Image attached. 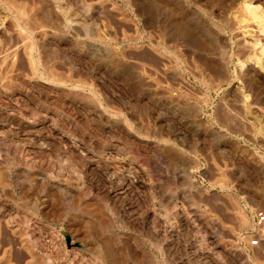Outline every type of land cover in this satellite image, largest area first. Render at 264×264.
<instances>
[{"label": "rangeland", "instance_id": "1", "mask_svg": "<svg viewBox=\"0 0 264 264\" xmlns=\"http://www.w3.org/2000/svg\"><path fill=\"white\" fill-rule=\"evenodd\" d=\"M263 27L264 0H0V264H264Z\"/></svg>", "mask_w": 264, "mask_h": 264}, {"label": "built area", "instance_id": "2", "mask_svg": "<svg viewBox=\"0 0 264 264\" xmlns=\"http://www.w3.org/2000/svg\"><path fill=\"white\" fill-rule=\"evenodd\" d=\"M248 245L252 248L264 245V210L254 213L253 224L248 235Z\"/></svg>", "mask_w": 264, "mask_h": 264}, {"label": "bare ground", "instance_id": "3", "mask_svg": "<svg viewBox=\"0 0 264 264\" xmlns=\"http://www.w3.org/2000/svg\"><path fill=\"white\" fill-rule=\"evenodd\" d=\"M9 3H10V2H9ZM246 4H247V5H245L244 9L246 8V6H248L249 8L247 7L246 9H249L250 11L253 10V9H252V5H251V7H250V4H248V3H246ZM19 5H20V4H19ZM22 5H23V4H22ZM22 7H23V6H21V8H22ZM19 9H20V8H19ZM25 9H26V8H25ZM246 9H245V10H246ZM257 9H258V8H257ZM253 11H255V10H253ZM256 11H257V10H256ZM25 12L27 13V11H25ZM61 12H62V11H61ZM251 12H252V11H251ZM65 13H66V12H65ZM52 14H53V13H52ZM247 14H248V13H247ZM259 14H260V13H259ZM259 14H258V15H259ZM63 15H64V14H63ZM258 15H257V17H254V18H258V17H259ZM44 16H45V15H44ZM251 16H252V18H253L254 15H251ZM260 17H261V15H260ZM254 18H253V19H254ZM50 19H51V18H50ZM53 20H54V19H53ZM9 21H10V20H9ZM259 21H260V20H259ZM7 22H8V21H7ZM9 23H10V22H9ZM66 23H67V22H66ZM68 23H69V22H68ZM2 24H4V23H2ZM40 24H41V23H40ZM40 24H39V25H40ZM258 24H260V23H258ZM5 25H7V24H5ZM35 25H36V24H35ZM260 25H261V24H260ZM1 26H2V25H1ZM3 26H4V25H3ZM3 26H2V27H3ZM12 26H13V24H12ZM47 26H48V25H47ZM8 27H9V26H8ZM32 28H33V25H32ZM35 28H36V27H35ZM263 28H264V27H263ZM2 29L4 30V28H2ZM43 29H44V28H43ZM3 30H2V31H3ZM257 30H258V29H257ZM34 31H35V30H34ZM262 31H263V30H262ZM262 31H260V32H262ZM6 33H7V32H6ZM8 33H9V32H8ZM38 33H39V32H38ZM246 33H247V32H246ZM0 34H1V33H0ZM8 35H9V34H8ZM39 35H40V34H39ZM261 35H262V34H261ZM12 42H13V41H12ZM3 43H4V42H3ZM7 43H8V42H7ZM13 43H14V42H13ZM55 43H56V42H55ZM23 44H24V43H23ZM7 45H8V44H7ZM57 45H58V44H57ZM12 46H13V45H12ZM15 46H16V45H15ZM6 47H8V46H6ZM19 48H20V47H19ZM19 48L14 47V48H12V49L15 51L16 49L18 50ZM253 48H254V47H253ZM253 48H251V50H252ZM1 49H2V48H1ZM254 49H255V48H254ZM13 50L10 49L9 51L11 52V51H13ZM17 50H16L15 53H14V52H13V53L11 52V53H12V57H11V58H13V55H14V57H16L15 54L18 53ZM9 51H6V52L9 53ZM1 52H2V51H1ZM0 54H1V53H0ZM2 55H3V54H2ZM16 55H17V54H16ZM2 57H3V56H2ZM6 57H7V55H6ZM4 58H5V57H4ZM9 58H10V57H9ZM6 59H7V58H6ZM7 60H8V59H7ZM14 60H15V59H14ZM259 60H261V59H259ZM259 60H258V61H259ZM10 62H11V61H10ZM15 62H16V61H15ZM8 64H9V63H8ZM254 64H255V63H254ZM259 64H260V63H259ZM11 65H13V64H11ZM11 65H10V66H11ZM259 66H261V65H259ZM262 69H263V68H262ZM259 70H260V69H259ZM263 71H264V69H263ZM5 113H6V112H5ZM9 115H10V114H9ZM9 115H6L7 118H12V117H10ZM16 119H17V118H16ZM12 120H13V119H12ZM0 158H1V156H0ZM5 162H6V161H5ZM2 168H3V167H2ZM260 202H261V201H260ZM262 202H264V200H263ZM244 217H245V216H244ZM242 218H243V217H242ZM243 219H244V218H243ZM246 219H247V218H246ZM241 220H242V219H241ZM243 221H245V219L242 220L241 223H243ZM239 222H240V221H239ZM241 223H240V224H241ZM243 225H244V224H242V226H243ZM245 225H246V224H245ZM246 226H247V225H246ZM29 229H30V228H29ZM27 235H29V234H27ZM35 248H36V246H35ZM33 252H34V251H33ZM109 252H110V251H109ZM110 253H111V252H110ZM112 253H113V252H112ZM3 254H5V253H3ZM45 255H46V254H45ZM46 256H47V255H46ZM49 256H50V255H49ZM32 257H33V255H32ZM45 258H47V263L51 264V261H49L48 257H45Z\"/></svg>", "mask_w": 264, "mask_h": 264}]
</instances>
